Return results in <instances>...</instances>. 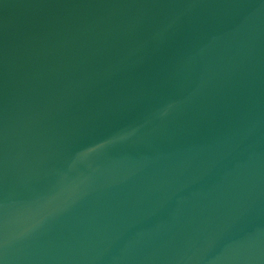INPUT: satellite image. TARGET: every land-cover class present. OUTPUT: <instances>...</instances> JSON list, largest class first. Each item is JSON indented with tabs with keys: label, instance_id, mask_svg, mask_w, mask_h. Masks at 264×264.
<instances>
[{
	"label": "water",
	"instance_id": "water-1",
	"mask_svg": "<svg viewBox=\"0 0 264 264\" xmlns=\"http://www.w3.org/2000/svg\"><path fill=\"white\" fill-rule=\"evenodd\" d=\"M0 264H264V0H0Z\"/></svg>",
	"mask_w": 264,
	"mask_h": 264
}]
</instances>
